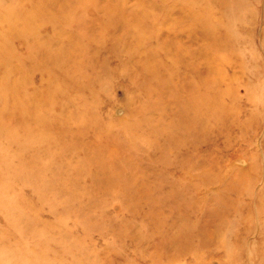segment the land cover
Here are the masks:
<instances>
[{
  "label": "rangeland",
  "instance_id": "1",
  "mask_svg": "<svg viewBox=\"0 0 264 264\" xmlns=\"http://www.w3.org/2000/svg\"><path fill=\"white\" fill-rule=\"evenodd\" d=\"M64 1L0 0V264H264V0Z\"/></svg>",
  "mask_w": 264,
  "mask_h": 264
},
{
  "label": "bare ground",
  "instance_id": "2",
  "mask_svg": "<svg viewBox=\"0 0 264 264\" xmlns=\"http://www.w3.org/2000/svg\"><path fill=\"white\" fill-rule=\"evenodd\" d=\"M59 1V0H58ZM66 1V0H65ZM64 1V2H65ZM68 1V0H67ZM93 1V0H92ZM103 1H105V0H103ZM158 1V0H157ZM166 1V0H165ZM172 1V0H171ZM174 1V0H173ZM176 1V0H175ZM185 1V0H184ZM46 2V1H45ZM70 2V1H69ZM77 2V1H76ZM79 2V1H78ZM83 2H84V0H83ZM90 2V1H89ZM93 2H95V1H93ZM110 2V1H109ZM116 2H118V1H116ZM154 2V1H153ZM186 2V1H185ZM184 2V3H185ZM13 3V2H12ZM19 3V2H18ZM39 3V2H38ZM55 3V2H54ZM57 3V2H56ZM171 3H173V5H174V2H171ZM180 3V2H179ZM207 3V2H206ZM14 4V3H13ZM106 4H107V2H106ZM112 4V3H111ZM146 4V3H145ZM154 4V3H153ZM170 4V3H169ZM15 5V4H14ZM19 6H20V4H18ZM64 5V4H63ZM78 5V4H77ZM86 5V4H85ZM85 5H83V6H85ZM94 5H96L95 3H94ZM99 5V4H98ZM101 5H103V4H101ZM100 5V6H101ZM105 5V4H104ZM160 5H162V3L160 4ZM178 5V4H177ZM205 5V4H204ZM80 6V5H79ZM105 6H109L108 4L107 5H105ZM154 6V5H153ZM163 6V5H162ZM164 7V6H163ZM185 7V6H184ZM13 8V7H12ZM21 8V7H20ZM34 8V7H33ZM33 8H32V10H30L31 11V14H32V16L35 14V13H37V12H34V10H33ZM37 8V7H36ZM68 8V7H67ZM72 8V7H71ZM87 8V7H86ZM92 8V7H91ZM125 8V7H124ZM152 8V7H151ZM6 9V8H5ZM17 9V8H16ZM15 8H13V10H16ZM44 9H46V8H44ZM80 9V8H79ZM98 10H100L99 8H97ZM110 9V8H109ZM175 9H177V8H175ZM18 10H20V9H18ZM73 10V12L76 10V9H72ZM81 10V9H80ZM82 10H83V8H82ZM159 10V9H158ZM205 10V9H204ZM44 11V10H43ZM42 11V12H43ZM7 12V11H6ZM17 12V11H16ZM72 12V13H73ZM75 12H77V11H75ZM107 12V11H106ZM170 12V11H169ZM178 12V11H177ZM202 12V11H201ZM11 13V12H10ZM22 13V12H21ZM24 13V12H23ZM22 13V14H23ZM28 13H30V12H28ZM60 13V12H59ZM142 14H144L145 13V15L147 14L146 12H141ZM215 13V12H214ZM14 14V13H13ZM40 14V13H39ZM45 14V13H44ZM46 14H48V13H46ZM52 14V13H51ZM69 14V13H68ZM181 14V13H180ZM10 15V14H9ZM14 15H16V14H14ZM28 15V14H27ZM53 15V14H52ZM74 14H72V16H73ZM78 15V14H77ZM5 17H6V14L4 15ZM25 16V15H24ZM30 16V15H29ZM42 16V15H41ZM54 16V15H53ZM59 16H60V14H59ZM61 16H62V14H61ZM70 16V15H69ZM84 16V15H83ZM82 16V17H83ZM66 17V16H65ZM65 17H64V19H65ZM166 17V16H165ZM176 17V16H175ZM186 17V16H185ZM214 17V16H213ZM14 18H16V17H14ZM33 18V17H32ZM32 18H31V20H32ZM34 18H35V16H34ZM45 18V17H44ZM51 18V17H50ZM54 18V17H53ZM68 18V17H67ZM72 18V17H71ZM74 18V17H73ZM84 18L86 19V17L84 16ZM23 19V18H22ZM37 19H39V17L37 18ZM13 20V19H12ZM16 20V19H15ZM72 20V19H71ZM82 20H83V23H84V19L82 18ZM165 20H167V19H165ZM207 20V19H206ZM17 21V20H16ZM29 21V20H28ZM34 21H35V19H34ZM68 21V20H67ZM85 21H87V19L85 20ZM88 21H89V19H88ZM91 21V20H90ZM168 21V20H167ZM9 22H11V21H9ZM27 22V21H26ZM25 22V23H26ZM32 22H33V20H32ZM79 22V21H78ZM165 22V21H164ZM205 22V21H204ZM207 22V21H206ZM210 22H211V20H210ZM210 22H209V24H210ZM68 23H70L69 21H68ZM171 24V23H170ZM170 24H168V25H170ZM205 24H207V23H205ZM212 24V23H211ZM11 25V24H10ZM77 25H79V23L77 24ZM217 25V24H216ZM9 26V25H8ZM72 26V25H71ZM166 26H167V24H166ZM19 27H21V26H19ZM31 27V26H30ZM33 27H35V26H33ZM80 27V26H79ZM28 28V27H27ZM22 29V28H21ZM20 29V30H21ZM30 29V28H29ZM172 29V28H171ZM208 29V28H207ZM32 31H33V29H31ZM174 31V30H173ZM11 32V31H10ZM173 33V32H172ZM197 33H198V31H197ZM10 34H12V33H10ZM16 34H18V33H16ZM20 35H21V32L19 33ZM18 34V35H19ZM27 35V34H26ZM14 36V35H13ZM17 36V35H16ZM165 36H167V35H165ZM164 36V37H165ZM68 37V36H67ZM162 38V37H161ZM191 41V40H190ZM70 45H71V43H70ZM75 45V44H74ZM192 45V44H191ZM30 46V45H29ZM69 46V45H68ZM76 47V46H75ZM191 47V46H190ZM70 48V47H69ZM77 48V47H76ZM73 49H75L74 47H73ZM78 49V48H77ZM76 49V50H77ZM36 50V49H35ZM58 50H59V48H58ZM70 50V49H69ZM72 50V49H71ZM79 50V49H78ZM31 51H33L32 49H31ZM37 52V51H36ZM60 52V51H59ZM65 52V51H64ZM73 52H75V51H73ZM53 53H54V51H53ZM188 54V53H187ZM58 55V54H57ZM72 55V54H71ZM64 56V55H63ZM68 56V55H67ZM54 57V56H53ZM71 61V60H70ZM72 63V62H71ZM74 63V62H73ZM69 65H70V63H69ZM72 65V64H71ZM165 65H166V63H165ZM8 66H10V65H8ZM7 66V67H8ZM151 66V65H150ZM150 66L148 65V68H150ZM156 66V65H155ZM160 66V65H159ZM6 67V68H7ZM170 67V66H169ZM8 69V68H7ZM7 69L5 70V71H7ZM147 69V68H146ZM3 70V69H2ZM10 72V71H9ZM165 73V72H164ZM173 74V73H172ZM172 76V75H171ZM164 77V76H163ZM4 81V80H3ZM6 83V82H5ZM162 85V84H161Z\"/></svg>",
  "mask_w": 264,
  "mask_h": 264
}]
</instances>
